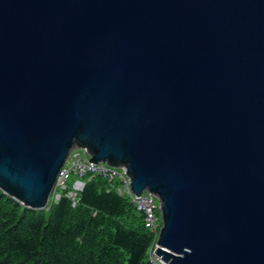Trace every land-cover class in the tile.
I'll use <instances>...</instances> for the list:
<instances>
[{
    "label": "water",
    "instance_id": "water-1",
    "mask_svg": "<svg viewBox=\"0 0 264 264\" xmlns=\"http://www.w3.org/2000/svg\"><path fill=\"white\" fill-rule=\"evenodd\" d=\"M74 147L167 264H264V0H0V189L48 209Z\"/></svg>",
    "mask_w": 264,
    "mask_h": 264
},
{
    "label": "trees",
    "instance_id": "trees-1",
    "mask_svg": "<svg viewBox=\"0 0 264 264\" xmlns=\"http://www.w3.org/2000/svg\"><path fill=\"white\" fill-rule=\"evenodd\" d=\"M48 209L26 207L0 189V264H151L153 234L128 197L101 177H85Z\"/></svg>",
    "mask_w": 264,
    "mask_h": 264
},
{
    "label": "built area",
    "instance_id": "built-area-1",
    "mask_svg": "<svg viewBox=\"0 0 264 264\" xmlns=\"http://www.w3.org/2000/svg\"><path fill=\"white\" fill-rule=\"evenodd\" d=\"M78 148H81L80 151ZM91 156L87 152L86 147H74L69 157L61 168L55 188L53 190V200H58L61 193L57 192V188L61 187L67 190V182L75 178L73 187L66 192V195L73 200L78 196V192L83 190L85 186V177H101L111 184V187L130 200L135 207L144 215V224L153 234V242L148 250L149 261L151 264H167L161 256L155 252L158 245L160 229L162 227V219L156 215V209L160 204H156V196L149 191H144L141 195H137L131 186V177L127 175L125 166L114 167L106 162L99 161L97 163L90 161Z\"/></svg>",
    "mask_w": 264,
    "mask_h": 264
},
{
    "label": "rangeland",
    "instance_id": "rangeland-1",
    "mask_svg": "<svg viewBox=\"0 0 264 264\" xmlns=\"http://www.w3.org/2000/svg\"><path fill=\"white\" fill-rule=\"evenodd\" d=\"M80 151H82V149L81 148H78ZM71 180H69L68 182H67V184H68V187L71 185ZM64 191V189H62L61 187H58L57 188V192H59V193H61V192H63ZM53 195V194H52ZM51 195V197H50V202H52V198H53V196ZM155 202H156V204H159V200L158 199H156L155 200ZM156 215L158 216V217H160L161 218V210H160V207H158L157 209H156Z\"/></svg>",
    "mask_w": 264,
    "mask_h": 264
},
{
    "label": "clouds",
    "instance_id": "clouds-1",
    "mask_svg": "<svg viewBox=\"0 0 264 264\" xmlns=\"http://www.w3.org/2000/svg\"><path fill=\"white\" fill-rule=\"evenodd\" d=\"M53 194V193H52ZM49 203H50V201H49Z\"/></svg>",
    "mask_w": 264,
    "mask_h": 264
}]
</instances>
